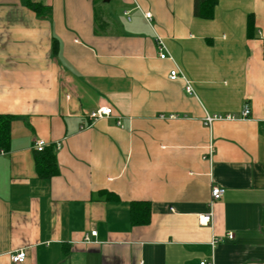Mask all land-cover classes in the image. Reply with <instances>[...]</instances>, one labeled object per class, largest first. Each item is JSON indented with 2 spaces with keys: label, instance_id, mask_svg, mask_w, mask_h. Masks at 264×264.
Returning a JSON list of instances; mask_svg holds the SVG:
<instances>
[{
  "label": "crops",
  "instance_id": "1",
  "mask_svg": "<svg viewBox=\"0 0 264 264\" xmlns=\"http://www.w3.org/2000/svg\"><path fill=\"white\" fill-rule=\"evenodd\" d=\"M204 1L0 0V264H264V0Z\"/></svg>",
  "mask_w": 264,
  "mask_h": 264
},
{
  "label": "built area",
  "instance_id": "2",
  "mask_svg": "<svg viewBox=\"0 0 264 264\" xmlns=\"http://www.w3.org/2000/svg\"><path fill=\"white\" fill-rule=\"evenodd\" d=\"M143 16L147 22L150 21V19H151L150 13H144ZM156 45H157V50H158V57L161 60L168 59L169 57L166 53V49H165L160 38H157ZM168 79L171 81H174L177 79H183L184 80L182 74L177 69H173L169 72ZM185 84H186L185 85L186 93L191 94L192 89L190 88V86L186 82H185ZM111 115H112V109L110 107H101V108L96 109L95 111L90 112L88 117L90 120H96V119H100V118L110 117ZM249 115H250V111H249L248 107H244L242 114H241V119H246V118H248ZM234 119L235 118L233 116L220 117V116L213 115V116H207L204 119V123L206 126H210L214 121L234 120ZM117 125L118 126L120 125L119 122H117ZM58 146L59 145L56 144L55 147L58 148ZM45 147H46V143L42 140H38L34 144V149L38 153L42 152L45 149ZM213 153H214V149H213V146L210 144L208 146V149H207V154H206V156L203 157V159L211 161ZM223 194H224V190L222 188L217 187V186H213L211 188V191H210L211 202L213 203V202L218 201L223 196ZM210 220H211V216H210V214H207L205 216L199 217V224L200 225H208ZM94 236H96V232H91L88 235L86 234L84 236V241L89 242V238L94 237ZM226 238L228 240H232L234 238V235L232 233H228V234H226ZM212 244H215V240L212 242ZM24 259H25V254L22 251L10 255V261L14 264H20L24 261ZM199 264H212V262H200Z\"/></svg>",
  "mask_w": 264,
  "mask_h": 264
},
{
  "label": "trees",
  "instance_id": "3",
  "mask_svg": "<svg viewBox=\"0 0 264 264\" xmlns=\"http://www.w3.org/2000/svg\"><path fill=\"white\" fill-rule=\"evenodd\" d=\"M210 2L211 0H206ZM204 0H198V6L204 4ZM35 12L40 13L41 6L28 4ZM196 6V10L198 8ZM198 8V9H199ZM198 11H196L197 14ZM12 117L0 115V151H5L10 141V126ZM42 159L37 162L40 177L50 178L57 173L55 154L53 149L43 150ZM149 204L147 202H134L130 206V219L133 225H146L149 222Z\"/></svg>",
  "mask_w": 264,
  "mask_h": 264
}]
</instances>
